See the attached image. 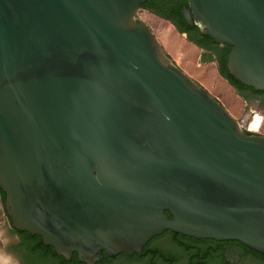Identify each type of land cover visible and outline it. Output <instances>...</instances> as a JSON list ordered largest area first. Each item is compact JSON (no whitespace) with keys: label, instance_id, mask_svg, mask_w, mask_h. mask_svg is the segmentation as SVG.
Wrapping results in <instances>:
<instances>
[{"label":"water","instance_id":"95a60500","mask_svg":"<svg viewBox=\"0 0 264 264\" xmlns=\"http://www.w3.org/2000/svg\"><path fill=\"white\" fill-rule=\"evenodd\" d=\"M146 1L0 0V191L21 264L14 230L82 264L164 230L264 254V137L164 54ZM186 1L184 21L230 47L227 73L264 92V0Z\"/></svg>","mask_w":264,"mask_h":264},{"label":"flooded vegetation","instance_id":"af4514ba","mask_svg":"<svg viewBox=\"0 0 264 264\" xmlns=\"http://www.w3.org/2000/svg\"><path fill=\"white\" fill-rule=\"evenodd\" d=\"M145 3L140 10L170 23L199 51V60L213 63L221 75L230 47L215 43L209 37L201 35L194 23L184 21L181 11L183 8L189 9L186 0H147ZM176 10L180 13H176ZM236 91L246 103L259 107L264 113V92L254 91L249 87ZM14 231L18 235L21 233ZM18 246L17 243L15 249ZM29 264L34 263L29 260ZM94 264H264V254L251 250L236 240L194 238L164 230L148 239L140 253L108 256L102 252L101 259Z\"/></svg>","mask_w":264,"mask_h":264},{"label":"rangeland","instance_id":"374dc122","mask_svg":"<svg viewBox=\"0 0 264 264\" xmlns=\"http://www.w3.org/2000/svg\"><path fill=\"white\" fill-rule=\"evenodd\" d=\"M136 17L148 25L160 43L162 51L171 62L205 89L236 121L239 123L246 121L252 111H258L251 104L246 103L227 80L221 78L213 63L199 60V51L183 34L143 10L139 9ZM253 125L251 122L250 126L253 127ZM242 127L244 128V126ZM256 135L264 137V133ZM2 200L0 195V264H21L16 254L7 252L11 240H5L6 230L4 226L8 227L9 219L5 215Z\"/></svg>","mask_w":264,"mask_h":264},{"label":"trees","instance_id":"16d2710c","mask_svg":"<svg viewBox=\"0 0 264 264\" xmlns=\"http://www.w3.org/2000/svg\"><path fill=\"white\" fill-rule=\"evenodd\" d=\"M144 3L143 5H145ZM176 13H180L179 10L175 11ZM181 23L184 24L181 19ZM221 75L228 80L229 84L236 88L237 90H243L247 88L242 85L240 82L232 78L226 70L225 62H223V67L221 69ZM2 198L4 194L0 191ZM166 215L170 217L169 213L166 212ZM22 238V244L27 250V257L34 264H82L77 261L76 253H73L71 259L69 261H65L62 257L57 256L54 252V249L50 246H44L41 242L39 236L34 235L30 236L26 232L19 233Z\"/></svg>","mask_w":264,"mask_h":264},{"label":"built area","instance_id":"2783aa9c","mask_svg":"<svg viewBox=\"0 0 264 264\" xmlns=\"http://www.w3.org/2000/svg\"><path fill=\"white\" fill-rule=\"evenodd\" d=\"M257 121V127L255 129L250 127L252 121ZM244 130L248 133L252 134H260L264 133V115L259 111H252L249 118L244 123Z\"/></svg>","mask_w":264,"mask_h":264},{"label":"bare ground","instance_id":"6f19581e","mask_svg":"<svg viewBox=\"0 0 264 264\" xmlns=\"http://www.w3.org/2000/svg\"><path fill=\"white\" fill-rule=\"evenodd\" d=\"M139 19H140V18H139ZM140 20H141V19H140ZM143 22H144V21H143ZM144 23H145V22H144ZM252 122H253L254 125H253V127H252V126H250V127L253 128V129H255V128L257 127V123H258V122H257L256 120H255V121H252ZM256 122H257V123H256Z\"/></svg>","mask_w":264,"mask_h":264}]
</instances>
